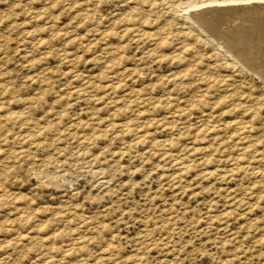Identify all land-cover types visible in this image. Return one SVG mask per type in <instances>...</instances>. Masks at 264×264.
I'll return each instance as SVG.
<instances>
[{
  "label": "rangeland",
  "instance_id": "374dc122",
  "mask_svg": "<svg viewBox=\"0 0 264 264\" xmlns=\"http://www.w3.org/2000/svg\"><path fill=\"white\" fill-rule=\"evenodd\" d=\"M226 1L0 0V264H264V1Z\"/></svg>",
  "mask_w": 264,
  "mask_h": 264
},
{
  "label": "bare ground",
  "instance_id": "6f19581e",
  "mask_svg": "<svg viewBox=\"0 0 264 264\" xmlns=\"http://www.w3.org/2000/svg\"><path fill=\"white\" fill-rule=\"evenodd\" d=\"M225 1H226V0H225ZM263 1H264V0H263ZM226 2H227V1H226ZM246 3H248V2H246ZM230 4H231V3H230ZM239 4H240V3H239ZM261 4H262V3H261ZM233 5H234V4H233ZM243 5H244V4H243ZM258 5H259V4H258ZM234 6H235V5H234ZM237 6H238V5H237ZM241 6H242V5H241ZM250 6H252V5H250ZM260 6H261V5H260ZM239 7H240V6H239ZM239 7H238V8H239ZM246 7H247V6H246ZM262 7H264V6H262ZM262 7H261V9H260L261 11L263 10ZM233 8H234V7H233ZM235 8H237V7H235ZM238 8H237V9H238ZM243 8H244V7H243ZM243 8H241V9H242V10L246 9V8H244V9H243ZM252 8H253V6H252ZM258 8H259V7H258ZM217 9H218V8H217ZM237 9H235V11H236ZM250 9H251V8H250ZM256 9H257V8H256ZM211 10H212V9H211ZM219 10H220V9H219ZM219 10H218V11H219ZM227 10L230 11V8H229V9L227 8ZM231 10H232V9H231ZM239 10H240V9H239ZM247 10L249 11L248 8H247ZM252 10H253V9H252ZM260 10H258V11H260ZM208 11H209V10H208ZM208 11H207V12H208ZM213 11H214V10H213ZM213 11H212V12H213ZM215 11H216V10H215ZM218 11H217V12H218ZM233 11H234V9H233ZM233 11H231V12H233ZM244 11H245V10H244ZM258 11H257V12H258ZM217 12H216V13L214 12L215 14H211V15H212L211 18H215V21H214V19H212V20L210 19L209 21H208V20H207V21H208L209 29H210V27H213V28H217L218 30L221 31V30L224 28L225 24H226L228 21H232V20H233V19H232L233 16H232L230 13H226V14H224V13H220V12H218V13H219V14H218ZM238 12H240V11H238ZM241 12H242V11H241ZM251 12H252V11H251ZM253 12H254V11H253ZM255 12H256V11H255ZM233 13H235V12H233ZM233 13H232V14H233ZM242 13H243V12H242ZM242 13H241V14H242ZM248 13H250V11H249ZM261 13H262V12H259V14H261ZM198 14H199V13H198ZM237 14H238V13H237ZM244 14H245V12H244ZM252 14H253V13H252ZM255 14H256V13H255ZM259 14H258V15H252L253 17L251 16V22H252V23H251V25H249V27L251 26L252 28H255V29H263V30H264V14H263V13H262L261 15H259ZM199 16H201V15H199ZM244 16L247 17L248 15H247V16L244 15ZM244 16H243V17H244ZM197 17H198V16H197ZM202 17L204 18V16H202ZM202 17H201V18H202ZM238 17L241 18L239 15H238ZM249 17H250V15H249ZM258 17H259V18H258ZM198 19H199V18H198ZM206 19H207V18H205V20H206ZM234 19H235V17H234ZM242 19H243V18H242ZM199 20H200V19H199ZM202 20H203V19H202ZM244 20L247 21L246 18H244ZM244 20H243V21H244ZM238 21H239V20H238ZM205 22H206V21H205ZM202 23H203V21H202ZM224 23H225V24H224ZM229 23H230V22H229ZM239 23H240V22H239ZM243 23H244V22H243ZM246 23H247V22H246ZM205 24H206V23H205ZM241 24H242V22H241ZM244 24H245V23H244ZM206 25H207V24H206ZM206 25H205V27H206ZM223 25H224V26H223ZM237 25H238V24H237ZM214 26H215V27H214ZM239 26H240V25H239ZM245 26L248 27V25H245ZM235 28L239 29L238 27H235ZM211 29H212V28H211ZM242 29H244V28H242ZM213 30H214V29H213ZM213 30H212V31H213ZM240 30H241V29H240ZM245 30H248V29H245ZM208 31H209V30H208ZM220 31H219V32H220ZM224 31H225V30H224ZM236 31H239V30H236ZM242 31H243V30H242ZM213 32H214V31H213ZM216 32H218V31H216ZM232 32H233V31H232ZM244 32H245V31H244ZM250 32H251V31H249V33H247L246 36H248L249 34L251 35ZM206 33H207V32H206ZM222 33H223V32H222ZM212 34H213V33H212ZM229 34H230V33H229ZM232 34H233V33H232ZM239 34H240V33H239ZM242 34H243V32H242ZM242 34H240V35H242ZM244 34H245V33H244ZM254 34H256V33H254ZM214 35H215V34H214ZM218 35H219V34H218ZM235 35H236V34H235ZM263 35H264V34H263ZM263 35L261 36V37H262V38H261L262 41H263ZM228 36H230V35H228ZM243 36H244V35H243ZM243 36H241V37L243 38ZM251 36H253V34H252ZM233 37H234V36H233ZM236 37H237V36H236ZM248 37H249V36H248ZM253 37L256 38L257 36H253ZM219 38H220V37H219ZM221 38H222V37H221ZM223 38H224V36H223ZM223 38H222V39H223ZM244 38L247 40L246 37H244ZM216 39H217V38H216ZM222 39H221V40H222ZM225 39L227 40L226 36H225ZM230 39L232 40V37H231ZM230 39H228V40H230ZM235 39H236V38H235ZM259 39H260V37H259ZM221 40H220V41H221ZM228 40H227V41H228ZM233 40H234V39H233ZM233 40H232V41H233ZM248 40H250V39L248 38ZM248 40H247V41H248ZM220 41H219V42H220ZM227 41H226V42H227ZM236 41H238V40H236ZM250 41H251V40H250ZM258 41H259V40H258ZM223 42H224V41H223ZM234 42H235V41H234ZM238 42H239V41H238ZM243 42H244V41H243ZM248 42H249V41H248ZM254 42H255V41H254ZM232 43H233V42H232ZM232 43H231V45H232ZM235 43H236V42H235ZM235 43H234V44H235ZM249 43H250V42H249ZM252 43H253V42H252ZM252 43H251V45H252ZM262 43H263V44H262ZM223 44H224V43H223ZM237 44H238V43H237ZM240 44H241V43H240ZM242 44H243V43H242ZM244 44H245V43H244ZM226 45L229 46L228 44H226ZM231 45H230V46H231ZM235 45H236V44H235ZM235 45H234V46H235ZM242 46H244V45H242ZM242 46L240 45V48H241ZM253 46H254V45H253ZM243 48H244V47H243ZM245 48H247V46H246ZM245 48H244V49H245ZM225 49H226V48H225ZM232 49H233V48H232ZM232 49H231V50H232ZM236 49H237V47H236ZM252 49H257L258 51L261 50V49L263 50V49H264V42H261V43H260V42H259V43H258V42H255V46L252 47ZM233 50H234V49H233ZM238 50H239V49H238ZM240 51H241V53H243L241 49H240ZM244 51H245V50H244ZM248 51H249V50H248ZM248 51H247V52H248ZM263 51H264V50H263ZM233 52H234V51H233ZM247 52H245V54H247ZM261 52H262V51H261ZM238 54H239V53H238ZM259 54H260V52H259ZM253 55H254V54H253ZM253 55H252V56H253ZM255 55H256V54H255ZM235 56H236V55H235ZM239 56H240V55H239ZM239 56H238V57H239ZM242 56H244V55H242ZM242 56H240L239 59L243 58ZM245 56H246V55H245ZM256 56H257V55H256ZM256 56H255V58H256ZM232 57H233V56H232ZM238 57H237V58H238ZM260 57H263V56H260ZM249 58H250V57H249ZM232 59H233V58H232ZM239 59H238V60H239ZM245 59H246V58H245ZM253 60H254V58H253ZM253 60H252V61H253ZM258 61H259V60H258ZM263 61H264V60H263ZM240 62H241V61H240ZM234 63H235V62H234ZM244 63H245V62H244ZM260 63H261V62H260ZM230 64H231V63H230ZM252 64H254V63L252 62ZM245 65H246V64H245ZM247 65H248V64H247ZM257 65H259V64H257ZM257 65H256V66H257ZM263 65H264V64H263ZM228 66H229V64H228ZM230 66H231V65H230ZM249 67H250V66H249ZM249 67H248V68H249ZM232 68H233V67H232ZM262 68H263V66H261V70H262ZM258 70H259V69H258ZM256 73H257V72H256ZM262 73H263V72H262ZM263 74H264V73H263ZM80 94H81V93H80ZM125 123H126V121H125ZM122 126H123V125H122ZM123 127H124V126H123ZM125 129H126V127H125ZM183 158H185V157H183ZM183 158H182V159H183ZM186 159H187V158H186ZM179 160H180V159H179ZM183 160H184V159H183ZM185 162H186V161H185ZM187 162H189V161H187ZM174 163H175V162H174ZM176 163H177V162H176ZM177 164L180 165L181 167L184 166V162L181 161V160L178 161ZM189 165H190V164H189ZM232 165H234V164L232 163ZM234 166H236V165H234ZM181 167H180V168H181ZM177 168H178V167H177ZM183 168H184V167H183ZM236 168H237V166H236ZM186 169H187V168H186ZM180 170H181V169H180ZM94 173H96V171H95ZM94 173H93V174H94ZM98 173H99V172H98ZM262 173H263V172H262ZM209 174H210V171H209ZM212 174H213V173H212ZM179 176H180V174H179ZM179 176H178V177H179Z\"/></svg>",
  "mask_w": 264,
  "mask_h": 264
}]
</instances>
